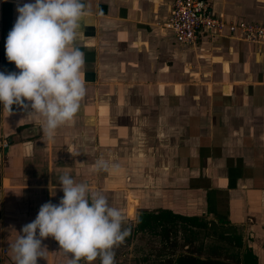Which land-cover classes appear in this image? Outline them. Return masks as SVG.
I'll use <instances>...</instances> for the list:
<instances>
[{
    "label": "crops",
    "instance_id": "obj_1",
    "mask_svg": "<svg viewBox=\"0 0 264 264\" xmlns=\"http://www.w3.org/2000/svg\"><path fill=\"white\" fill-rule=\"evenodd\" d=\"M207 1L226 21L264 24V0ZM24 2L0 0L6 73L19 71L4 45ZM84 2L89 15L75 44L86 95L74 120L49 140L29 101L0 108V264H14L9 245L40 205L59 201L64 173L102 190L112 206L134 207L139 220L159 215L163 224L170 215L188 231L211 229L192 251L200 259L217 257L206 252L217 240L238 264L248 248L264 264V43L208 33L179 43L162 26L172 0ZM98 159L109 168L97 170ZM42 246L37 264H67L70 254L51 236ZM178 252L165 260L175 264Z\"/></svg>",
    "mask_w": 264,
    "mask_h": 264
},
{
    "label": "clouds",
    "instance_id": "obj_2",
    "mask_svg": "<svg viewBox=\"0 0 264 264\" xmlns=\"http://www.w3.org/2000/svg\"><path fill=\"white\" fill-rule=\"evenodd\" d=\"M16 11L4 48L19 71H0V108L9 112L11 105L29 101L31 111L43 118L44 136L52 140L60 126L74 120L86 95L84 53L75 41L89 12L84 0H25ZM109 166L103 159L95 165L97 170ZM59 185V201L41 204L9 245L14 264H37L46 250L42 238L48 236L70 254L67 264L97 257L100 264H115L114 248L130 234L127 221H138L135 208L110 205L102 190L76 182L68 173L59 177Z\"/></svg>",
    "mask_w": 264,
    "mask_h": 264
},
{
    "label": "rangeland",
    "instance_id": "obj_3",
    "mask_svg": "<svg viewBox=\"0 0 264 264\" xmlns=\"http://www.w3.org/2000/svg\"><path fill=\"white\" fill-rule=\"evenodd\" d=\"M149 223L141 231L137 220L129 219L127 221L125 226L130 227V234L123 243L114 248L115 264H170L171 261L169 259L165 260V255L174 257L177 254V250H179L178 254H181L184 245L189 247L187 252L196 251L199 248L203 249L204 237L213 233L211 229L201 227H198L197 231H188L190 223L182 219L166 220L163 224L150 219ZM198 231L199 233H196L195 236L194 232ZM217 244V240H214V242L210 241L206 250H213L218 256H227L232 261H235L236 254L216 250L215 246ZM170 256L169 258L172 260ZM82 264H100L99 257L92 262H87L83 259Z\"/></svg>",
    "mask_w": 264,
    "mask_h": 264
},
{
    "label": "built area",
    "instance_id": "obj_4",
    "mask_svg": "<svg viewBox=\"0 0 264 264\" xmlns=\"http://www.w3.org/2000/svg\"><path fill=\"white\" fill-rule=\"evenodd\" d=\"M162 26L171 31L179 43H192L199 34H229L241 40L264 43V24L226 21L213 15L207 0H172L171 10Z\"/></svg>",
    "mask_w": 264,
    "mask_h": 264
},
{
    "label": "trees",
    "instance_id": "obj_5",
    "mask_svg": "<svg viewBox=\"0 0 264 264\" xmlns=\"http://www.w3.org/2000/svg\"><path fill=\"white\" fill-rule=\"evenodd\" d=\"M146 216H143L140 220H138V222L141 221V223H145L148 225L150 224L149 223L150 219H152L155 222H162V217H160L159 215L158 216L157 215H152V216L150 215V217L147 216L149 218H147ZM165 219L167 221L170 220L171 219L170 215H167V217ZM238 263H240L238 258L235 261H232V260L227 261L226 259L223 260V259L219 258L218 255H217V257H213V258L212 257H206L204 259H200L199 257L194 256L192 254V252L186 253V254L181 253L175 259V264H238ZM242 264H257L256 256L254 255V253L252 252L251 249L248 248L247 250H245L243 252Z\"/></svg>",
    "mask_w": 264,
    "mask_h": 264
}]
</instances>
